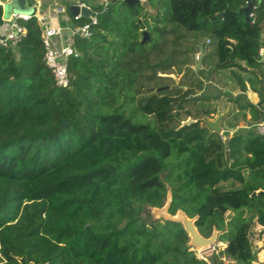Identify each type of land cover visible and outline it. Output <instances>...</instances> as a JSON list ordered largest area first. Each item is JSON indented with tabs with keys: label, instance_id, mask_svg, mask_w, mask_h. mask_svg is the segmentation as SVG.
I'll return each mask as SVG.
<instances>
[{
	"label": "trees",
	"instance_id": "1",
	"mask_svg": "<svg viewBox=\"0 0 264 264\" xmlns=\"http://www.w3.org/2000/svg\"><path fill=\"white\" fill-rule=\"evenodd\" d=\"M147 1L154 14L108 0L90 35L73 38L67 87L44 64L35 17L19 20V41L0 45V264H208L183 249L188 237L179 222L149 219L145 208L160 206L167 188L169 213L196 215L203 236L219 231L225 246L209 264L254 260L245 229L264 227V192H256L264 190V134L255 127L264 118L257 56L264 0H245L253 3L252 22L239 11L241 0ZM184 33L208 39L211 54L202 53L186 85L165 87L167 76L158 74L187 62ZM233 66L258 71L256 86L232 72L258 99L235 98L249 122L225 143L227 130L207 134L184 104L210 99L191 95L209 73ZM144 83L160 89L142 94Z\"/></svg>",
	"mask_w": 264,
	"mask_h": 264
},
{
	"label": "rangeland",
	"instance_id": "2",
	"mask_svg": "<svg viewBox=\"0 0 264 264\" xmlns=\"http://www.w3.org/2000/svg\"><path fill=\"white\" fill-rule=\"evenodd\" d=\"M33 1V0H31ZM45 4L42 5L41 8L45 10V12L49 13L50 9L54 6V2L58 5L62 4L63 6L66 5L67 0H44ZM88 3L95 2L94 0H84ZM97 2H100L97 1ZM48 5V7H47ZM48 8V10H46ZM69 24H77L76 21L67 20ZM5 31L1 30L2 33L7 31V24H4ZM195 33V32H191ZM184 37L180 39L183 43L182 46H186L189 48L185 58L187 59L186 63L178 62L176 65L172 67L169 73H159L158 75L167 76L165 80H163L166 84V87L170 86H178L188 82V78L190 74H196L193 72L195 69V58L194 53L195 49H191V44L196 42L198 45L203 44L202 53L204 54H211L210 48L207 44L203 43L205 37L198 35L197 37H193L190 33H184ZM200 50V49H199ZM264 70V64L261 66ZM204 70L207 72L209 69L204 67ZM241 75L242 78H250L253 82V85H257L258 82L254 80L255 74H258V71L250 72L245 70H240L238 67H231L229 69H222L217 71V73L211 72L209 73V79L204 80L203 78V85L201 90H196L195 93L198 97L199 93H207L211 95V98L208 100H198L195 102H186L184 105V109H189L191 112V117L193 114L195 117L200 119L199 124L204 126L205 120H214L218 115L220 116L218 119V125L222 131H226L231 133L233 130L237 129L241 126H247L246 123L249 122V114L245 108H240L239 103L236 101L235 98H238L242 101L251 100L257 101L258 94L256 92H252L249 89L246 91H242L240 86L234 79L233 73ZM195 76V75H194ZM264 79V76L261 78ZM160 87V86H159ZM158 88L157 86L153 85L152 83H144L141 86L142 94L145 92L149 93L152 91H156ZM184 88V86L182 87ZM264 93V89L261 91ZM193 94V95H195ZM239 100V102H240ZM259 108L264 110V101H260L258 103ZM182 117H185V114L181 113ZM245 116V117H244ZM248 118V120H246ZM260 131V129H258ZM262 130V129H261ZM221 131V133H222ZM264 133V131L262 132ZM220 134V133H218ZM225 138L227 137L224 136ZM219 184H222L224 187L229 186H238L240 185L239 182H229V181H222ZM233 215L232 211H228L224 214V219L228 220ZM244 217H248V211H244ZM249 225V224H248ZM245 234L247 235L251 246L255 251V258L249 264H264V227L259 226L257 223L252 222L248 228L245 229ZM219 231L217 230V234ZM225 243L222 242V247H224ZM190 249V247H189ZM210 254V251H206L203 255ZM227 259V258H226ZM232 264H240L238 262H233Z\"/></svg>",
	"mask_w": 264,
	"mask_h": 264
},
{
	"label": "built area",
	"instance_id": "3",
	"mask_svg": "<svg viewBox=\"0 0 264 264\" xmlns=\"http://www.w3.org/2000/svg\"><path fill=\"white\" fill-rule=\"evenodd\" d=\"M107 3L108 0H100V2L98 3V5L100 6L99 9L95 10L93 9L94 5H89L83 2L82 0H71L69 4H76L79 7L85 6L89 11L88 16L84 17L86 20L80 23L79 19L83 16H81L79 13L70 15V19L72 21H76L77 24L70 27H66V36L61 40L58 45H55L53 42V38L60 33L62 26H53L49 24L46 20V16L38 9V0H30L28 5H30L32 8L31 13H11L9 17L5 19V23L7 24V31L0 34V45L3 47H8L14 44L15 42L19 41L25 34V28L19 23V20L24 21L30 18L31 16L35 17L41 29L40 36L43 46L42 58L44 64L52 73L54 83L59 87H67L69 84V77L66 68L67 59L70 56L77 55V52L72 47L73 38L75 36L88 37L90 35V27L96 23L97 13L99 11L105 10L107 7ZM51 11L52 16L55 14H61L63 15V18H67L65 15L66 6L54 4ZM249 17L251 18L250 20L252 22L253 20L251 11L249 12ZM205 42H208V39H205ZM199 49L194 53L195 59L201 58L202 48L199 47ZM257 56L259 60H264V23L260 28ZM255 127L257 130L260 129V131L258 130V132L262 133L264 131V118L260 122L255 124ZM222 248V242L215 241L205 249L192 250L195 251V254L198 258L206 261L209 264L208 257L212 253H217L218 250ZM206 251H210V254L203 255V253ZM221 262L222 264H231V261L229 259H226L225 257L221 258Z\"/></svg>",
	"mask_w": 264,
	"mask_h": 264
},
{
	"label": "water",
	"instance_id": "4",
	"mask_svg": "<svg viewBox=\"0 0 264 264\" xmlns=\"http://www.w3.org/2000/svg\"><path fill=\"white\" fill-rule=\"evenodd\" d=\"M30 0H0L1 6H2V19L5 20L9 17L11 13H31L32 8L30 5H28ZM127 4L131 5L132 3H139L142 6L146 8L151 14L155 13V8H151L150 4L147 0H124ZM242 6L239 8V11L243 13V16L246 21L250 20L249 12L252 9L253 3L252 2H246L245 0H241ZM67 11L70 15H74L76 13H79L83 17L88 16V9L85 6H77L76 4H68L67 5ZM221 14H217L216 17H220ZM142 38L140 41H144V39L147 37V33L145 30H141ZM200 67V58L195 60V69H198ZM166 87V86H165ZM160 89V87L156 88ZM192 97L196 96L191 95ZM219 115L214 120H205L204 126L207 127L208 133L211 132H217L221 133V129L218 125V119ZM191 119H187L183 123L191 122ZM229 134H227V137L224 139V142H227ZM256 192H264V190H257ZM171 200L170 191L167 188L165 197L163 199V202L160 206H147L145 208V211L149 214L150 220H156V219H168L172 221L179 222L183 228V230L186 232L188 241L183 246L184 248L190 247V249H196V250H202L207 247H209L212 243L216 241L217 238V230L212 227V231L208 236H203L199 233V231L196 228L195 225V219L196 215L189 217L187 216L184 211L181 209H176L175 212L169 213L168 207Z\"/></svg>",
	"mask_w": 264,
	"mask_h": 264
},
{
	"label": "crops",
	"instance_id": "5",
	"mask_svg": "<svg viewBox=\"0 0 264 264\" xmlns=\"http://www.w3.org/2000/svg\"><path fill=\"white\" fill-rule=\"evenodd\" d=\"M83 2H85V3H87V4H89V5H96V4H98L99 2H97V1H99V0H94L95 2H93V3H88L87 1H84V0H82ZM38 2H39V11L40 12H42L45 16H46V20H47V22L49 23V24H51V25H53V26H62V29L60 30V33L56 36V37H54L53 38V42H54V44L55 45H58L60 42H61V40L66 36V34H67V28L66 27H70V26H73L74 24H69L68 22H67V20H71L70 19V14H69V12L67 11V5L69 4V2H71V0H67V2H66V12H65V15H66V19L65 18H63V15H61V14H55V15H51L52 14V8L50 9V11H49V13H47V12H45V10L43 9V8H41L42 7V5L43 4H45V1L44 0H38ZM54 4H57L56 2H54ZM60 5H62V4H60ZM47 7H48V5H47ZM46 10H48V8L46 9ZM5 26L3 25V26H1V29L0 30H3V31H5ZM249 101H251V100H249ZM258 107H259V105H258ZM261 109V108H260ZM262 110V112H264V110L263 109H261ZM246 120H248V118H246ZM259 225V224H258ZM259 226H261V225H259ZM262 227V226H261Z\"/></svg>",
	"mask_w": 264,
	"mask_h": 264
}]
</instances>
